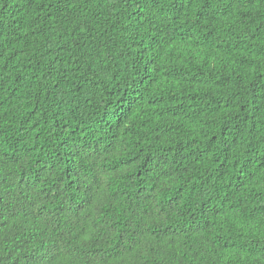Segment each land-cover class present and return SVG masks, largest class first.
<instances>
[{
  "label": "trees",
  "instance_id": "1",
  "mask_svg": "<svg viewBox=\"0 0 264 264\" xmlns=\"http://www.w3.org/2000/svg\"><path fill=\"white\" fill-rule=\"evenodd\" d=\"M0 264H264V0H0Z\"/></svg>",
  "mask_w": 264,
  "mask_h": 264
}]
</instances>
